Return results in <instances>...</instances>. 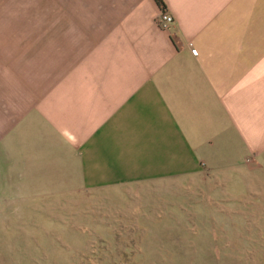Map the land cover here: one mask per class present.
<instances>
[{
    "label": "crops",
    "instance_id": "1",
    "mask_svg": "<svg viewBox=\"0 0 264 264\" xmlns=\"http://www.w3.org/2000/svg\"><path fill=\"white\" fill-rule=\"evenodd\" d=\"M162 1L168 31L156 0H0V241L119 192L137 226L180 189L264 202V0Z\"/></svg>",
    "mask_w": 264,
    "mask_h": 264
},
{
    "label": "rangeland",
    "instance_id": "2",
    "mask_svg": "<svg viewBox=\"0 0 264 264\" xmlns=\"http://www.w3.org/2000/svg\"><path fill=\"white\" fill-rule=\"evenodd\" d=\"M171 194L153 195L152 220L138 226L124 216L149 203H130L121 192L97 207L86 201L82 215L26 220L13 227L20 240L0 241V264H264V202L240 221L218 206L199 210L191 192ZM140 236L143 243L134 241Z\"/></svg>",
    "mask_w": 264,
    "mask_h": 264
},
{
    "label": "built area",
    "instance_id": "3",
    "mask_svg": "<svg viewBox=\"0 0 264 264\" xmlns=\"http://www.w3.org/2000/svg\"><path fill=\"white\" fill-rule=\"evenodd\" d=\"M156 24L160 29L168 31L175 24V17L166 9L162 10L156 17Z\"/></svg>",
    "mask_w": 264,
    "mask_h": 264
},
{
    "label": "trees",
    "instance_id": "4",
    "mask_svg": "<svg viewBox=\"0 0 264 264\" xmlns=\"http://www.w3.org/2000/svg\"><path fill=\"white\" fill-rule=\"evenodd\" d=\"M156 1L159 4V6L161 7L162 10H165L166 9V7H165V5H164V3H163L162 0H156Z\"/></svg>",
    "mask_w": 264,
    "mask_h": 264
}]
</instances>
